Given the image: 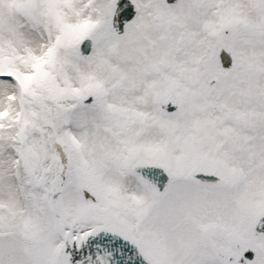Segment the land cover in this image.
I'll return each mask as SVG.
<instances>
[{
    "label": "snow or ice",
    "instance_id": "6c2138e0",
    "mask_svg": "<svg viewBox=\"0 0 264 264\" xmlns=\"http://www.w3.org/2000/svg\"><path fill=\"white\" fill-rule=\"evenodd\" d=\"M0 264H264V0H0Z\"/></svg>",
    "mask_w": 264,
    "mask_h": 264
}]
</instances>
